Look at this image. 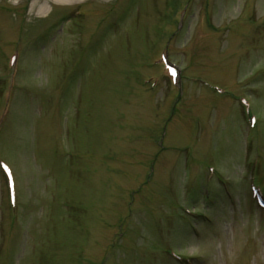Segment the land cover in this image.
Instances as JSON below:
<instances>
[{"label":"rangeland","instance_id":"374dc122","mask_svg":"<svg viewBox=\"0 0 264 264\" xmlns=\"http://www.w3.org/2000/svg\"><path fill=\"white\" fill-rule=\"evenodd\" d=\"M260 16L264 0H0V264H264ZM166 45L180 86H144Z\"/></svg>","mask_w":264,"mask_h":264},{"label":"bare ground","instance_id":"6f19581e","mask_svg":"<svg viewBox=\"0 0 264 264\" xmlns=\"http://www.w3.org/2000/svg\"><path fill=\"white\" fill-rule=\"evenodd\" d=\"M54 2H58V1H60V2H62V1H64V0H53ZM70 2H72L73 0H69ZM40 13H45V9L44 8H40V11H39Z\"/></svg>","mask_w":264,"mask_h":264}]
</instances>
